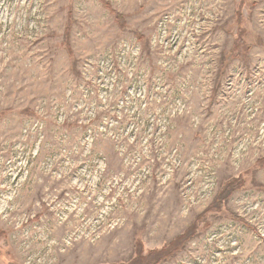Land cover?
Here are the masks:
<instances>
[{
	"label": "rangeland",
	"instance_id": "374dc122",
	"mask_svg": "<svg viewBox=\"0 0 264 264\" xmlns=\"http://www.w3.org/2000/svg\"><path fill=\"white\" fill-rule=\"evenodd\" d=\"M0 264H264V0H0Z\"/></svg>",
	"mask_w": 264,
	"mask_h": 264
},
{
	"label": "trees",
	"instance_id": "16d2710c",
	"mask_svg": "<svg viewBox=\"0 0 264 264\" xmlns=\"http://www.w3.org/2000/svg\"><path fill=\"white\" fill-rule=\"evenodd\" d=\"M115 18H116V20H117V22L119 23L120 21L119 20H121V15L120 14H118V13H116L115 12ZM250 49V47L249 46H246V50H245V52L247 51L248 52V50ZM262 161V159L259 161H257V162H261ZM234 181H237V180H234ZM234 181H229V182H227L226 184H225V189L219 194V196H218V199L219 200H221V199H223L224 197L226 198L229 194H231L233 191H235L237 188H239L240 186H242L243 184H238V183H235ZM236 217V216H235ZM239 221H241L243 224H246V225H248L246 222H245V220L244 219H242V218H240V217H236ZM249 227H252L251 225H248ZM194 229H191V231L192 232H194L193 231ZM190 231V234L191 235H193V233ZM186 233V232H185ZM184 233V234H185ZM183 234V235H184ZM191 235H189V236H191ZM163 250H158V251H153V250H151V251H149V255H151V254H153V253H155V254H159V253H161ZM163 256V255H162ZM161 259L160 258H158V259H156L155 260V262H159ZM154 262V263H155Z\"/></svg>",
	"mask_w": 264,
	"mask_h": 264
}]
</instances>
